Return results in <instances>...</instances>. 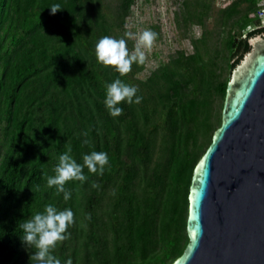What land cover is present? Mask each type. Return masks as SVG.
Returning a JSON list of instances; mask_svg holds the SVG:
<instances>
[{
    "label": "trees",
    "instance_id": "16d2710c",
    "mask_svg": "<svg viewBox=\"0 0 264 264\" xmlns=\"http://www.w3.org/2000/svg\"><path fill=\"white\" fill-rule=\"evenodd\" d=\"M57 2L63 8L53 13ZM133 2L0 0V264H30L35 249L22 241L19 225L47 203L75 213L71 236L54 250L61 260L170 264L184 251L193 170L222 121L212 92L223 107L232 70L264 28L247 30L256 0L233 1L217 21L228 26V77L213 81L200 51L178 55L140 79L142 101H122L124 111L114 117L104 103L106 82L120 77L130 84L129 72L100 62L96 43L104 35L122 37ZM188 16L202 18L190 9ZM189 80L196 83L190 90ZM210 110L217 114L212 126L205 121ZM69 146L80 163L85 153L106 151L111 166L103 175L85 166L87 179L67 181L65 200L47 177ZM180 164L175 191L171 169Z\"/></svg>",
    "mask_w": 264,
    "mask_h": 264
},
{
    "label": "water",
    "instance_id": "95a60500",
    "mask_svg": "<svg viewBox=\"0 0 264 264\" xmlns=\"http://www.w3.org/2000/svg\"><path fill=\"white\" fill-rule=\"evenodd\" d=\"M249 44L232 70L221 124L194 167L189 240L170 264H264V32Z\"/></svg>",
    "mask_w": 264,
    "mask_h": 264
},
{
    "label": "rangeland",
    "instance_id": "374dc122",
    "mask_svg": "<svg viewBox=\"0 0 264 264\" xmlns=\"http://www.w3.org/2000/svg\"><path fill=\"white\" fill-rule=\"evenodd\" d=\"M233 1L235 0H134L128 11L125 27L121 30L122 37L127 40V46L130 50L135 49V38L125 35L128 31L138 33L146 28H151L158 33V36L153 47L150 50L145 49L147 57L145 62L143 64L133 63L132 70L128 73L130 84L138 85L140 79H146L162 63L169 62L178 55L190 56L198 51L202 52L201 63L205 64L207 70L211 72L213 81H220L228 77L230 75L227 66L228 26L224 25L221 28L217 21L220 20L222 10L230 6ZM263 1L256 0L257 4ZM246 5L247 2L243 3V6ZM188 9L194 12L198 11L199 14H202V18L200 19L198 16L190 18ZM204 33L207 36L206 42H200ZM193 85L196 83L189 80L185 87L190 90ZM212 93L214 95L211 97L214 99L212 100V110L217 114L220 111L222 113V97L216 90H213ZM214 111L210 110V114L205 120H208L206 124L211 126L217 117ZM208 125L204 127L203 123L201 125L200 132L202 131V133L199 136L202 140L207 139ZM196 137L197 139L191 143V147L194 148L193 152L197 151L200 146L199 137ZM157 153V151L154 152V161ZM181 164L174 165V168L171 169L173 176L177 178L173 184L175 191H177V181L182 179Z\"/></svg>",
    "mask_w": 264,
    "mask_h": 264
},
{
    "label": "clouds",
    "instance_id": "9594fccd",
    "mask_svg": "<svg viewBox=\"0 0 264 264\" xmlns=\"http://www.w3.org/2000/svg\"><path fill=\"white\" fill-rule=\"evenodd\" d=\"M51 10L55 13L62 9L61 3L51 4ZM129 38H135V49L130 50L127 40L124 37L116 38L110 35L102 36L96 43L97 59L105 65L115 66L119 73L126 74L132 70L133 63L143 64L146 60L145 49L150 50L158 36V33L146 28L142 32L128 31L125 34ZM105 105L109 113L116 117L123 113L122 101L140 103L142 95H138V86L129 84L120 77L111 82H106ZM72 148L68 147L59 155L58 163L55 165V175H48L47 185L55 186L57 192H63L64 199L71 197V190L66 188L69 180L87 179L84 167L98 175H103L106 168L111 166L109 154L106 151L93 150L85 153L83 163L71 154ZM75 223V213L71 207L59 209L53 203H47L43 211H37L31 217L24 219L19 227L23 230L22 241L35 251L30 256V264H73L69 257L61 260L56 254L55 249L58 242L64 241L71 236L68 231L70 225Z\"/></svg>",
    "mask_w": 264,
    "mask_h": 264
},
{
    "label": "built area",
    "instance_id": "2783aa9c",
    "mask_svg": "<svg viewBox=\"0 0 264 264\" xmlns=\"http://www.w3.org/2000/svg\"><path fill=\"white\" fill-rule=\"evenodd\" d=\"M249 17L251 18V24L248 25L247 30L264 27V1L258 4L257 9L252 11Z\"/></svg>",
    "mask_w": 264,
    "mask_h": 264
}]
</instances>
